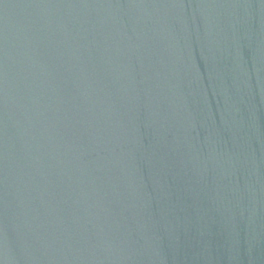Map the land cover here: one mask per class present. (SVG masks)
Masks as SVG:
<instances>
[{
  "label": "water",
  "instance_id": "1",
  "mask_svg": "<svg viewBox=\"0 0 264 264\" xmlns=\"http://www.w3.org/2000/svg\"><path fill=\"white\" fill-rule=\"evenodd\" d=\"M117 264H264V0H95Z\"/></svg>",
  "mask_w": 264,
  "mask_h": 264
}]
</instances>
